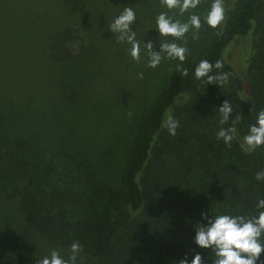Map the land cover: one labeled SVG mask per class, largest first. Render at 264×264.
I'll return each mask as SVG.
<instances>
[{
    "label": "trees",
    "instance_id": "1",
    "mask_svg": "<svg viewBox=\"0 0 264 264\" xmlns=\"http://www.w3.org/2000/svg\"><path fill=\"white\" fill-rule=\"evenodd\" d=\"M21 1L0 0V39L19 53L13 86L0 89V204H10L19 221L11 220L0 237V264H37L44 258L37 254L39 240L70 254L78 242L83 264H178L185 257L191 264L196 254L213 264L212 250L195 243V225L207 223L202 213L256 216L257 203L264 199V180L255 178L264 171V146L249 153L240 147L256 123L253 107L264 109V0H234L213 40L184 67L188 76L177 72L141 112L149 83L168 66L164 59L155 69L147 67L144 49V41L151 42L146 30L162 12L155 11L162 8L159 0H115L116 11L103 18L99 33L52 26L53 8H32L30 15L19 7ZM124 7L136 12L131 29L141 43L139 63L107 27ZM163 10L181 19L178 9ZM159 42H152L158 51ZM236 46L242 68L230 60ZM26 55L37 58L36 67L28 65ZM120 58L134 73L111 98L108 88ZM106 59L110 63L104 65ZM201 60L213 65L222 60L223 68L212 74L229 72L228 81L219 86L197 80ZM37 67L46 84L40 72L36 75ZM95 70L105 74L100 90L87 87L86 71L96 76ZM50 74H55L52 85L47 84ZM225 100L233 112L221 125L218 109ZM79 107L80 118L63 117ZM166 113L179 121L175 136L162 127ZM238 115L236 139L227 147L216 133L232 126ZM138 118L132 155L120 163ZM96 148L103 153L100 158ZM117 151L119 165L112 173L110 160ZM262 262L264 253L257 264Z\"/></svg>",
    "mask_w": 264,
    "mask_h": 264
},
{
    "label": "clouds",
    "instance_id": "2",
    "mask_svg": "<svg viewBox=\"0 0 264 264\" xmlns=\"http://www.w3.org/2000/svg\"><path fill=\"white\" fill-rule=\"evenodd\" d=\"M201 0H160V6L172 10H179L180 16L191 9H196ZM136 12L132 7H124L123 11L107 24L108 30L116 35L117 43H127L130 47L128 52L131 58L137 63L141 60V43L137 40L136 31H132L131 25L136 21ZM225 19L224 0H213L210 10L204 16V22L212 29H217ZM202 27L201 18L197 14H191L186 21L173 18L167 11L158 13L156 16V30L160 34L159 51L152 42L145 43V55L148 57L147 67L155 69L162 60H179L184 62L189 53L186 35L192 31V41L200 39V29ZM173 38L169 41L167 38ZM183 41V45L174 41ZM223 61L217 60L213 65L208 60H201L195 68V78L197 80L206 78L207 84L223 85L228 81L231 73L221 72L212 74L213 69L223 68ZM177 71L183 77L188 76L186 68L177 65ZM138 79H143V72L138 74ZM254 105V103H253ZM222 119L220 124L229 123L233 108L228 100L218 109ZM256 112V123L250 125L249 131L243 136L240 147L249 153L259 146H264V109ZM129 117L132 112H128ZM241 116H236L231 121L230 127L221 128L216 137L223 140L227 147L237 136V125L241 121ZM162 127L166 128L170 135L175 136L180 127L179 121L172 115H165ZM257 180H264V171H260L255 177ZM257 208L261 209L256 216L220 214L209 217L208 213H202L206 224L197 223L195 225V243L203 249H211L214 257L213 264H257L260 256L264 253V199H260ZM71 255L68 259L61 257L60 253L52 250L50 256L39 260L37 264H76L77 256L82 251V246L78 242H73L70 248ZM178 264H189L187 257L178 261ZM191 264H204V259L200 254H196ZM264 264V262H262Z\"/></svg>",
    "mask_w": 264,
    "mask_h": 264
},
{
    "label": "rangeland",
    "instance_id": "3",
    "mask_svg": "<svg viewBox=\"0 0 264 264\" xmlns=\"http://www.w3.org/2000/svg\"><path fill=\"white\" fill-rule=\"evenodd\" d=\"M115 2H116L115 0H27V1L22 0L21 2H18L19 3L18 5H19V7H25L26 12L29 13L30 15H31L30 9H32V8L38 9V10H40V9L49 10V9L53 8L54 9L53 15H55V16H53L51 19V25L52 26L60 23V24H63L65 26L72 25V26L81 27L83 30L96 29L97 32L99 33L100 27L103 26V24H104L103 18L105 16H106V18H107V16H110L111 10L116 11L115 10L116 4H114ZM136 2L139 4H145L147 2V0H145V1L138 0ZM233 2H234V0H224L225 12L232 7ZM120 3H122V2H120ZM212 3H213V0H201L200 5L196 9H191V10H189V12L185 13L184 16H181L182 21H186L191 14H197L200 16L201 23H202V27H201L200 32H199L200 39L196 42L192 41V31H195L194 29L186 35V39L188 40L187 47L189 48V53L187 54V58L184 62H180L179 60H171L170 61L167 58H165V60H164L165 65H166V63H168V66H162L160 69H158V72L155 74L156 76H154V80H152V82L149 83V88L147 89V91H145L146 93L143 94L144 99H143V102L141 103V106H140V112L143 111V109L145 108V105L147 104V101L149 98H150V100H152V98L158 92H160V90L164 86H166L167 84H169L173 80L176 73L178 72L177 71V65H180L181 67L184 68L188 63L193 61L199 54H201V52L204 51V49L208 46V44L213 40L216 33L219 31V28L221 27L222 24L217 29H212L211 27H209L204 22V16L210 10ZM152 9L154 10L153 7H152ZM163 9L166 10V8L162 7L161 9L155 8V11L162 10V12H163L164 11ZM3 25L1 27V30L7 29V26L4 27ZM97 32L96 33L94 32L96 34L95 35L96 37L99 36V34H97ZM146 34H147L149 41H151L153 43H155L161 39L160 34L156 30V19H155V23L150 24L149 28H147ZM95 36H92V37H95ZM5 39H6L5 37L0 39V89L2 91H5V90L7 91V89L9 87L13 86L14 80H16L15 76L17 75V73H15L13 71H14V66L16 65L17 58L19 55L18 52H13V50H10V48H8L6 46V42L4 41ZM167 39L169 41L173 40V38H171V37H168ZM175 42L180 44L183 41L177 40ZM239 48H240V46H236L234 48V50L230 54V60L232 61V63L236 67L242 68L243 67V61H242L243 57L239 52L240 51ZM25 58H26V61L28 58V61H29L28 65L36 67V65H34V64L37 62V58H35L34 55H26ZM120 60H118V62H121L124 64H121V63L118 64L117 62H115L116 63L115 67H116V71L118 72V74H117V76L114 77L115 82L112 83V85L114 84L112 86V88H108L109 93H107V94L111 98H113L112 97L113 95H117L119 93V90L127 82L126 79L129 77L130 72L134 73V72L130 71V70H132V69H130V67H126L125 63L129 64L126 60H123L122 58H120ZM103 62H104V65H107L110 63L109 60H107V59ZM37 65H39V64H37ZM36 71H37V73H36V75H37L40 72L38 67H37ZM47 72H48V70H46V73ZM86 72L89 75L90 81H88V82L91 83L87 87L97 88V90H100L103 86L104 81L102 82V79H104L105 74L103 72H101V70H99V71L95 70L96 76L98 77V79H97V77L94 76L92 73H90L88 71H86ZM50 73H57V71L54 69H50ZM40 74L43 75V70H41V72L38 74V77L41 80H43L46 84V82L48 81V78L46 79V78L40 77ZM123 75H126V77L124 78ZM54 76H55V74H50L49 79H50V77L53 78ZM38 77H36L35 84L37 83ZM47 84L52 85L53 80L51 81V79H50V83H47ZM79 109H80V107L77 110L73 109V110L64 111L63 117H65V116L66 117H73V119L80 118V116H78ZM88 114H90V113H88ZM90 118H93V115H90L89 119ZM67 121H70V120H67ZM141 121L142 120L141 119L139 120V118H138L137 123H132V129H131L132 137L128 141L127 144H123V146H122L124 151H123L122 158L119 159L120 163L126 164L128 162V160L130 159V157L132 155V151H133V140H134V137L136 135V131L141 124ZM115 122L118 123L119 119L115 120ZM100 123H101V121H100ZM110 124H111V121H110ZM93 125L100 128L98 123H93ZM108 128H110V125ZM103 152H104V150H103ZM102 154L103 153L100 152V149H98V148L95 149L94 155L97 158H100L102 156ZM112 156H111L112 158L110 161H112L114 159V162H113L112 167H111L112 173H114V170L119 165V162H118L119 151H117ZM104 161L108 162L109 159L105 158ZM122 167H123V165L120 166L119 170H121ZM11 220L14 223L19 222L18 217L14 211V208L10 204H6V203H4V205L0 204V237L1 238L6 235V231L8 230V227L11 226V222H12ZM15 226H16V224H15ZM36 247H37V254L41 257L50 256V253L52 250L58 251L60 253L61 257L64 259H68V257L71 255L70 253H68L66 251H62V250L54 249L52 247H48L41 240L37 241ZM83 263H84V261L77 256L76 264H83Z\"/></svg>",
    "mask_w": 264,
    "mask_h": 264
}]
</instances>
